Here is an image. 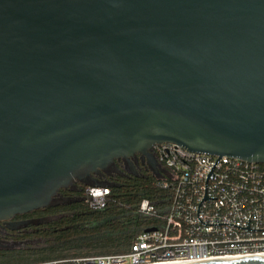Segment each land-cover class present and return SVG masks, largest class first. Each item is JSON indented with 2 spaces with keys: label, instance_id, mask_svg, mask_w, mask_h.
<instances>
[{
  "label": "water",
  "instance_id": "water-1",
  "mask_svg": "<svg viewBox=\"0 0 264 264\" xmlns=\"http://www.w3.org/2000/svg\"><path fill=\"white\" fill-rule=\"evenodd\" d=\"M160 143L264 162V0H0V221Z\"/></svg>",
  "mask_w": 264,
  "mask_h": 264
},
{
  "label": "built area",
  "instance_id": "built-area-1",
  "mask_svg": "<svg viewBox=\"0 0 264 264\" xmlns=\"http://www.w3.org/2000/svg\"><path fill=\"white\" fill-rule=\"evenodd\" d=\"M154 184L170 189L165 214L146 199L138 212L160 227L138 234L127 253L43 264H175L264 255V162L191 152L174 143L150 149ZM109 186H88L84 199L101 209Z\"/></svg>",
  "mask_w": 264,
  "mask_h": 264
},
{
  "label": "trees",
  "instance_id": "trees-1",
  "mask_svg": "<svg viewBox=\"0 0 264 264\" xmlns=\"http://www.w3.org/2000/svg\"><path fill=\"white\" fill-rule=\"evenodd\" d=\"M107 184L110 195L101 209H90L84 198L41 209L43 214H65L50 224L51 229L62 232L59 241L33 250H0V264H43L127 253L138 234L160 227L157 219L140 214L138 206L146 199L159 214H165L170 189L156 186L149 172L118 177Z\"/></svg>",
  "mask_w": 264,
  "mask_h": 264
},
{
  "label": "flooded vegetation",
  "instance_id": "flooded-vegetation-1",
  "mask_svg": "<svg viewBox=\"0 0 264 264\" xmlns=\"http://www.w3.org/2000/svg\"><path fill=\"white\" fill-rule=\"evenodd\" d=\"M129 162L136 174L150 172L142 154H134L129 158ZM127 167L125 159H116L105 171L93 173L83 180H74L69 187L59 189L49 206L55 209L84 198L88 185L107 183L117 180L118 177L130 175L126 172ZM41 209L0 221V250H33L57 243L62 232L51 229L50 224L65 214H43L40 212Z\"/></svg>",
  "mask_w": 264,
  "mask_h": 264
},
{
  "label": "bare ground",
  "instance_id": "bare-ground-1",
  "mask_svg": "<svg viewBox=\"0 0 264 264\" xmlns=\"http://www.w3.org/2000/svg\"><path fill=\"white\" fill-rule=\"evenodd\" d=\"M257 256H264V255H257Z\"/></svg>",
  "mask_w": 264,
  "mask_h": 264
},
{
  "label": "rangeland",
  "instance_id": "rangeland-1",
  "mask_svg": "<svg viewBox=\"0 0 264 264\" xmlns=\"http://www.w3.org/2000/svg\"><path fill=\"white\" fill-rule=\"evenodd\" d=\"M87 187H88V186H87ZM87 187H86V188H87Z\"/></svg>",
  "mask_w": 264,
  "mask_h": 264
}]
</instances>
